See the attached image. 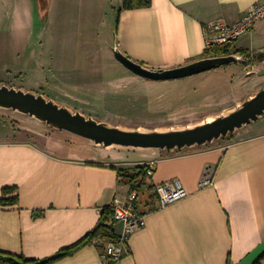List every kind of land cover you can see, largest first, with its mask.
<instances>
[{"label":"crops","instance_id":"1","mask_svg":"<svg viewBox=\"0 0 264 264\" xmlns=\"http://www.w3.org/2000/svg\"><path fill=\"white\" fill-rule=\"evenodd\" d=\"M261 1L152 0L149 8L117 13L116 43L148 68H178L204 58L209 25L238 23ZM122 3L116 0V12ZM263 35L264 19L231 53L264 48L256 45ZM232 136L172 153L146 150L144 161L130 165L122 156L99 162L60 154L44 137L38 145L0 134V251L43 260L74 246L96 229L106 206L139 191L118 170L155 163L146 182L154 188L179 180L186 199L161 208L153 189L140 191L146 227L132 235L119 263L104 262L105 243L95 240L52 264H238L264 241V117ZM206 176L212 184L202 187ZM12 188L17 192L5 193ZM15 195L16 204L1 203ZM114 229L118 236L121 224Z\"/></svg>","mask_w":264,"mask_h":264},{"label":"rangeland","instance_id":"2","mask_svg":"<svg viewBox=\"0 0 264 264\" xmlns=\"http://www.w3.org/2000/svg\"><path fill=\"white\" fill-rule=\"evenodd\" d=\"M115 4L116 0H47L46 4L0 0V85L43 95L99 122L140 131L194 127L229 114L264 88V74H259L264 60L256 67L233 64L175 81L156 83L136 76L114 57ZM242 40L249 42L250 37ZM258 40L257 46L264 44V35ZM256 50L248 51L250 59L264 57L258 53L264 48ZM0 134L10 142L38 145L48 138L49 146L60 154L99 162L122 156L135 165L147 152L98 146L1 108Z\"/></svg>","mask_w":264,"mask_h":264},{"label":"water","instance_id":"3","mask_svg":"<svg viewBox=\"0 0 264 264\" xmlns=\"http://www.w3.org/2000/svg\"><path fill=\"white\" fill-rule=\"evenodd\" d=\"M43 2L46 4L47 0ZM113 53L115 59L126 69L151 82L181 80L242 62L239 55L232 54L201 59L174 69H151L126 56L117 46L116 39ZM259 74H264V71ZM0 108L36 118L54 129L67 131L105 148L117 146L136 150L156 149L172 153L214 144L215 141L226 139L238 130L259 121L264 117V88L227 115L194 127L168 131H140L112 126L80 112H73L43 95L2 85H0ZM109 226L114 229L112 219ZM263 257L264 241L238 264H256Z\"/></svg>","mask_w":264,"mask_h":264},{"label":"built area","instance_id":"4","mask_svg":"<svg viewBox=\"0 0 264 264\" xmlns=\"http://www.w3.org/2000/svg\"><path fill=\"white\" fill-rule=\"evenodd\" d=\"M264 19V0L251 7V9L235 24H228L224 21L212 23L207 27L206 49L224 48L233 45L238 39L250 32L257 23ZM155 163L148 165L146 171V181L154 175ZM212 180L206 176L201 186H209ZM157 196L158 204L161 208L167 207L189 196L179 180L156 185L153 188ZM140 199V192L134 190L127 199L121 201L115 199L112 203V221L120 223L121 233L114 241L106 243L101 253L104 262L119 263L124 254V250L132 235L146 227V218L138 210L137 203Z\"/></svg>","mask_w":264,"mask_h":264},{"label":"trees","instance_id":"5","mask_svg":"<svg viewBox=\"0 0 264 264\" xmlns=\"http://www.w3.org/2000/svg\"><path fill=\"white\" fill-rule=\"evenodd\" d=\"M122 7L118 10V15H120L122 10H135V9H143V8H149L152 6V0H122ZM119 18L117 19V21ZM118 23V22H117ZM117 35V33H116ZM117 37L115 36V39ZM231 46H227L224 48H216L212 50H207L205 52L204 58H210V57H219V56H226V55H240L242 58H246L243 60L240 64L244 66H251V65H256L259 61H263V57L259 56L256 59H250L248 57V53L243 50L235 51L234 53H231ZM203 58V59H204ZM143 65V64H142ZM232 135H230L226 139L222 140H232ZM148 166L143 165V166H137L134 168L130 169H120L118 170L119 174L123 179H128L130 184L133 185V187L139 189V192H143L145 188L148 190L153 189V186L151 184H148L146 182V171H147ZM16 193L17 189L12 188V189H5V193ZM157 198L155 194L152 195L151 199ZM18 202V195H15L9 199H2L1 203L3 205H13ZM112 205L106 206L102 213H101V220L100 223L97 225L96 229H94L91 233L86 236L82 241L79 243L75 244L74 246L67 248L57 255L43 259V260H35V259H28L25 256H20V255H14L10 253H6L3 251H0V264H52L53 262L74 254L76 251H78L81 247L86 246L88 244L94 243L95 240L101 242L100 244H106L111 241H114L117 238V234L115 232V229H111L109 224L111 223L112 219ZM103 247V246H102ZM264 262V257L262 258L261 261H258L256 264H263Z\"/></svg>","mask_w":264,"mask_h":264}]
</instances>
